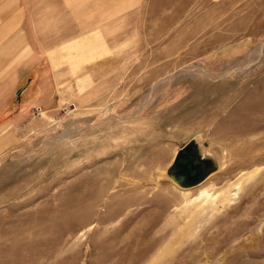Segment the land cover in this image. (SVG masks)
<instances>
[{"label":"rangeland","instance_id":"obj_1","mask_svg":"<svg viewBox=\"0 0 264 264\" xmlns=\"http://www.w3.org/2000/svg\"><path fill=\"white\" fill-rule=\"evenodd\" d=\"M48 1L87 34L0 154V264H264V0ZM191 140L219 169L181 189Z\"/></svg>","mask_w":264,"mask_h":264},{"label":"crops","instance_id":"obj_2","mask_svg":"<svg viewBox=\"0 0 264 264\" xmlns=\"http://www.w3.org/2000/svg\"><path fill=\"white\" fill-rule=\"evenodd\" d=\"M32 1L0 0V154L17 145L19 134L25 130L24 118L31 115L33 107L51 110L54 91L60 93L63 84L71 87L72 80L65 77L67 65L53 64L54 55L59 52L55 61L65 60L67 56L60 51L73 42L80 46L79 39L87 34L82 31V23L73 25L71 15H64V23H55L58 43L51 44V15H55L51 14V2L48 12L42 14L37 13L40 7ZM40 20H47L46 30H42L45 22ZM40 36H46L47 42L42 43Z\"/></svg>","mask_w":264,"mask_h":264},{"label":"water","instance_id":"obj_3","mask_svg":"<svg viewBox=\"0 0 264 264\" xmlns=\"http://www.w3.org/2000/svg\"><path fill=\"white\" fill-rule=\"evenodd\" d=\"M190 149L195 154L189 153ZM217 169L210 158L200 156L195 141L191 140L176 153L165 175L179 188L190 189L201 185Z\"/></svg>","mask_w":264,"mask_h":264},{"label":"bare ground","instance_id":"obj_4","mask_svg":"<svg viewBox=\"0 0 264 264\" xmlns=\"http://www.w3.org/2000/svg\"><path fill=\"white\" fill-rule=\"evenodd\" d=\"M207 94V93H206ZM203 95V96H206V98H207V95ZM203 102H205L206 103V100L204 99V101ZM247 102V101H246ZM248 103V102H247ZM251 106H253V105H251ZM255 107H257V106H255ZM227 129V128H226ZM246 129H248V128H246ZM245 130V129H244ZM240 131V130H239ZM242 132V131H241ZM238 133H240V132H238ZM248 133V132H247ZM227 134V133H226ZM237 185H239V184H237ZM200 186V185H199ZM198 187V186H197ZM195 188V187H194ZM235 190H231V191H229V193H228V196H227V200H235V198H236V194L237 193H233ZM222 193H224V192H222ZM185 194L186 195H188V191H185ZM225 194V193H224ZM223 195V194H222ZM187 198V197H186ZM188 198H189V195H188ZM222 197L220 196V194L219 195H217V194H211L209 191H207V190H201L200 192H199V194H198V197L195 199V200H188L187 201V203H189V205H190V203H196V204H198V206H197V208H202L203 210H202V212L203 213H209V212H211V211H213V210H215L217 207H218V205L221 203V201H223V200H226V199H222Z\"/></svg>","mask_w":264,"mask_h":264},{"label":"built area","instance_id":"obj_5","mask_svg":"<svg viewBox=\"0 0 264 264\" xmlns=\"http://www.w3.org/2000/svg\"><path fill=\"white\" fill-rule=\"evenodd\" d=\"M31 113L32 115L39 117L44 114V110L40 106H35L31 109Z\"/></svg>","mask_w":264,"mask_h":264},{"label":"flooded vegetation","instance_id":"obj_6","mask_svg":"<svg viewBox=\"0 0 264 264\" xmlns=\"http://www.w3.org/2000/svg\"><path fill=\"white\" fill-rule=\"evenodd\" d=\"M189 153L195 154V151L193 149H190ZM191 160L193 161V160H195V158H192ZM181 162H183V161H181Z\"/></svg>","mask_w":264,"mask_h":264}]
</instances>
